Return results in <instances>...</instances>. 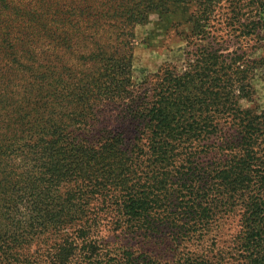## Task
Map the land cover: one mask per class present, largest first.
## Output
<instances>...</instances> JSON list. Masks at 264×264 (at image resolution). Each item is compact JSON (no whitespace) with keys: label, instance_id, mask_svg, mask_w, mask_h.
I'll use <instances>...</instances> for the list:
<instances>
[{"label":"trees","instance_id":"16d2710c","mask_svg":"<svg viewBox=\"0 0 264 264\" xmlns=\"http://www.w3.org/2000/svg\"><path fill=\"white\" fill-rule=\"evenodd\" d=\"M190 1L0 0V264H264V111L241 107L263 59L211 38ZM150 14L190 38L134 82ZM100 102L115 118L96 138Z\"/></svg>","mask_w":264,"mask_h":264},{"label":"rangeland","instance_id":"374dc122","mask_svg":"<svg viewBox=\"0 0 264 264\" xmlns=\"http://www.w3.org/2000/svg\"><path fill=\"white\" fill-rule=\"evenodd\" d=\"M187 4L189 5L187 6ZM187 4L184 7L187 6L186 9L188 12L198 6H210L213 10V16L209 23L210 27L207 25L206 30L210 31L211 38L222 37V40L229 41L227 44L230 51L241 48L254 58H262L264 64V0H192ZM261 9L263 12L257 14L256 11ZM157 20L158 18L155 14H150L142 25L133 28L132 76L134 82H138L140 78L147 74L155 73L164 64H177L183 59L184 55L181 48H184L187 40L190 38L188 37L191 32L190 26L183 25L175 29H167L166 33L159 34L153 31V28L158 22ZM241 24L245 27L246 31L252 26L251 24H254L252 29L254 33L247 37L239 36L238 31L234 34L233 31L239 30ZM176 32L180 34L177 36ZM227 35L228 38H226ZM253 85L255 95L252 102H242L241 107L251 108L258 112L264 111V66L263 70L258 72V76L254 79ZM93 111L96 121L90 122V133L85 134L100 138L102 137L103 125L106 124L107 127L113 125L112 122L115 118V113L110 108H104L102 102L99 104L96 103ZM238 212L239 209L235 211V214L230 215L222 227L221 248L231 246L232 236L238 230ZM100 231L102 237V227H100ZM104 237L110 239L107 235H104ZM116 240L122 246L132 245V243H129L131 240L130 236H120ZM45 242L46 240L33 242L26 248V253L28 251L31 253L38 246L43 247ZM171 250L173 249L169 245L168 249H155V253L159 252V254L164 256L163 261L167 262L174 256ZM191 250L194 249L191 248ZM32 264H35V262Z\"/></svg>","mask_w":264,"mask_h":264}]
</instances>
